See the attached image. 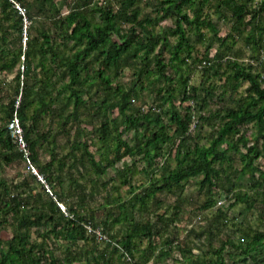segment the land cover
Returning <instances> with one entry per match:
<instances>
[{
	"label": "rangeland",
	"instance_id": "obj_1",
	"mask_svg": "<svg viewBox=\"0 0 264 264\" xmlns=\"http://www.w3.org/2000/svg\"><path fill=\"white\" fill-rule=\"evenodd\" d=\"M27 1H12V8L22 14L23 29L21 37L15 26L8 25V29H0V55L2 47L6 48L4 53H7L20 42L24 46L28 39L45 44L42 32L49 31L51 26L52 33L56 34L54 45L43 58V62L45 67H58L60 61H56L58 58L54 57L53 51L58 54L60 60H65L78 45L69 49L67 43L71 41L67 40L65 34L61 36L59 29L53 28L55 22L50 15L55 9L43 12L46 10L44 3L47 0H29L31 6ZM53 1L54 8H58L63 15L75 2ZM117 1L119 0H90L85 6L86 14L93 24L99 23L101 17L97 6L116 7ZM217 1L210 0L203 9L204 15L215 22L217 34L208 26H202L197 33L189 31L193 47L191 56L186 57L182 69L184 74H189V86H195L197 90L193 91L189 87L188 98L182 97L176 78L164 82L157 77L154 59H151L148 66L144 64V51L141 49L136 57L130 56L129 62L120 69L105 70L113 87L120 86L132 93L127 112L155 114L160 122L152 121L149 126L172 136L162 141L163 150L159 155L150 159L141 152L133 151L100 175L80 163L83 141L88 143V149L96 158L103 153L98 128L107 114L115 119L118 127V134L112 137L113 142L123 140L134 144L138 136L124 122L117 106L109 110H104L101 106L100 96L102 92L105 95V92L100 79L95 75V69L101 65L100 57L97 59L93 56L96 52L94 50L86 57L83 63L85 66L80 69L79 80L83 82L80 93L85 103L79 107L77 119H71L69 115L73 108L70 101L63 116L58 114V109L46 113L31 132L37 140L36 162L45 163L54 157L53 164L65 177L64 186L50 187L42 173L37 172L36 163L28 161L25 157L16 158L10 163H0V177L16 181L28 179L30 184H24L25 187H32L28 193L31 190L32 193L43 192L40 191V185L30 177L35 173L49 193L53 192L54 195V192H57L66 203L83 206L81 210L86 216L87 211L93 212L92 223L85 224L87 239L71 242L64 237H47L43 240L45 248L55 254H60L67 248L76 249L84 256H96L99 261L93 262L94 264H217L219 257H222V264H264V249H259L254 256L243 250L250 240V234L254 230L264 229V187L255 181L257 176L264 175L263 156L255 160L254 166L257 165L260 169L255 170L252 176L248 168H243L244 163L239 154H233L231 149L229 153L232 158L217 164L221 171L213 186H202L201 175H194L182 180L170 191L157 189L145 206L132 204L137 202V197L145 192L160 173L175 167L178 161L187 159L190 147L196 143L208 144L211 133L223 119L225 108L235 106L246 96L248 82L240 80L235 87L236 81L229 76L232 60L249 66L255 73L259 72V79L264 84V31L253 29L250 24L236 23L227 9L218 7ZM250 1L254 4L259 2ZM158 2L159 0H140L137 3L140 14H149L154 18L157 15ZM182 7L192 14L188 4H183ZM28 11L31 19L28 17ZM259 19L264 23V12L260 13ZM0 22H4L3 27L9 22L4 21L1 7ZM116 22L121 31L131 23L120 18H117ZM169 25H172V19L166 16L157 23H149L148 27L153 31H161ZM137 30L140 29L137 27ZM140 33L143 34L141 31ZM2 34L7 37H2ZM251 34L259 40V46L254 39L249 38ZM112 36L117 38L114 34ZM217 36L226 39L220 41ZM168 38L169 43L156 44L148 56L152 58L153 52L161 51L164 60L168 61L169 45L175 41V35H169ZM79 47H83V44H79ZM132 53L133 49L130 51V54ZM38 59V55H35L34 61L37 62ZM22 60L23 56H20L13 68L0 69V115H3L4 105L11 96L19 98V94H15L12 78L19 68L22 70ZM62 67L61 64L59 68ZM35 75L30 78L34 86L37 85L38 77ZM52 76L58 88L52 89L51 92L56 96L57 91H60L57 100L65 101L67 91L62 89L61 85L66 78L60 75ZM116 99L117 97H114L112 101ZM187 111L191 115L189 128L185 134H177V123L171 119V114L179 112L183 117ZM143 130L144 127H139V132ZM241 131L250 140L258 138L260 144L259 133L264 132V126L261 128L255 122L249 121L241 126ZM28 150L30 153V149ZM70 179L73 181L69 182ZM259 179H262L264 184V178ZM206 202L212 204L205 206ZM58 204L61 209H65L63 201ZM147 226H151L150 233ZM47 228L50 231L49 224H32L29 228L30 238L40 241L41 234H44ZM130 232L131 253L116 241V238L122 239ZM11 235V226H0V238L6 240ZM72 264H86V261L79 259Z\"/></svg>",
	"mask_w": 264,
	"mask_h": 264
},
{
	"label": "trees",
	"instance_id": "obj_2",
	"mask_svg": "<svg viewBox=\"0 0 264 264\" xmlns=\"http://www.w3.org/2000/svg\"><path fill=\"white\" fill-rule=\"evenodd\" d=\"M21 1L24 2V0ZM139 1L119 0L116 7L97 6L101 21L93 24L85 9L90 0H75L74 5L70 6L64 15L60 13L58 8H54L53 0H47L44 3V9L46 10H43V12H51L55 9V12H51L50 15V18L55 22L53 28L55 30L59 29L60 35L64 36L65 34L67 40L71 41L67 43L69 49L78 45L75 50L66 56L65 60H60L58 54L52 50L54 57L58 58L56 61H60L58 63L63 65L62 68H59L60 65L58 67H45L43 62V58L47 56L54 45L56 34L52 33L51 26H49V31L42 32L45 44L28 39L25 41L24 46L20 42L14 48L9 49L7 53H4L6 48L2 47L0 69L13 68L20 56H23V60L21 62L22 70L19 68L12 78V82L15 83V94H19V98L11 96L4 105L3 115H0V163H10L16 158L25 157L23 152L17 149L7 128L9 119L16 112L23 130V136L27 141L28 149H30L29 160L36 163L37 172L42 173V177L46 183L51 185L50 187L54 188V185L64 186L65 177L59 173L58 167L53 164L54 157L45 163L39 164L36 162L37 140L33 138L31 132L44 114L58 109V114L63 116L65 107L70 101H72L73 108L69 115L71 119H77L79 107L85 103L80 93L83 87V82L79 80L80 69L85 66L83 63L86 57L94 50L96 52L93 56L97 59L100 57L99 64L101 65L95 69V75L100 79L102 89L105 92V95L102 92L100 96L101 106L104 107V110L117 106L124 122L138 136H136L134 144L123 140L113 142L112 137L118 134V127L115 119L107 114L98 128L103 153L99 158H96L95 154L88 149V143L83 141L81 142L83 150L79 157L80 163L89 167L95 174L100 175L109 166H113L133 151L141 152L150 159L162 152V141L166 138L170 139L172 136L149 126L152 121L160 122L155 114L150 112L141 113L140 111L135 114L127 112L132 93L120 86L113 87L105 70L120 69L122 65L129 62L130 56L136 57L139 49H141L144 51L142 57L144 64L148 66L151 59H154L157 77L164 82L173 81L176 78L182 97L188 98L189 87L193 91L197 90L195 86H189V74H184L182 69V64L186 63V57L191 56L193 47L189 31L192 30L197 33L202 26H208L217 34V28L215 22L204 15L203 9L210 0H159L156 9L157 15L154 18L149 14H140L137 6ZM27 2L30 5L31 2L29 0ZM183 4L189 5L192 14L182 7ZM217 5L220 8L227 9L236 23L250 24L253 29L257 28L262 32L264 31V23L259 19L260 13L264 12V0H259L256 4L250 0H218ZM0 7L3 11L4 21H9L5 27H3L4 22H0V29L6 30L9 26H15L21 37L23 29L22 14L17 9L12 8L13 3L11 0H0ZM166 16L172 19V25L161 31H153L148 27L149 23H157L159 19ZM28 17L30 19L32 17L29 11ZM117 18L131 23L121 31L116 22ZM137 27L140 29L139 31ZM112 34L116 35L117 38L115 39ZM169 35H175V41L169 45L170 56L168 61L164 60L161 51L153 52L152 58L149 57L148 54L154 50L156 44L165 45L169 43ZM2 37L6 38L7 36L2 34ZM217 37L220 41L226 39V37ZM249 38L254 39L259 46L260 42L255 39L253 34ZM79 44H83V47L80 48ZM132 49L133 53L130 54ZM35 55H38L39 58L37 62L34 61ZM228 61L230 60L228 59ZM230 66L229 76L236 81L235 87L240 80L248 82L246 96L235 106L225 108L223 119L211 133L208 144L196 143L190 147L187 152V159L178 161L175 167L160 173L156 180L146 188L145 192L137 197V202H132L133 205L138 203L145 206L149 197L157 189L170 191L182 180L194 175H201L200 183L202 186H213L221 171L217 164L229 161L232 158V154L229 153L231 149L233 154H239L244 163L243 168H248L252 176H254L255 170L260 169L254 164L260 156L264 157V132L259 133L261 138L259 144L258 138L252 140L247 138L244 132L241 131V126L249 121L255 122L261 128L264 126V84L259 79L260 73L253 72L249 66L236 60H232ZM33 74L38 76L36 77L37 85L35 86L30 81ZM52 75H60L62 78H66L65 81L62 80L63 84L61 85V88H65L67 91L64 96L66 97L65 101L57 100L60 91H57L56 96L51 92L52 89L57 87ZM1 91L2 88L0 87V93ZM114 97H117V99L112 101ZM187 110L189 111V107H187ZM188 111L183 117L179 112L171 114V119L177 123L175 128L177 134L183 135L189 128L191 115ZM66 121L67 119L64 120V122ZM139 127H144V130L139 132ZM30 177L32 181L40 185V191L43 192L32 193L31 190L28 193L27 191L32 189V187L24 186V184H30L28 179L16 181L15 179L0 177V226L9 225L12 228L10 238L6 240L0 238V264H72L79 259H84L86 264L98 262L96 256H84L76 249L67 248L62 253L55 254L49 248H45L43 240L47 237H64L71 242H76L78 239H87L88 234L85 224L87 222L92 223L91 219L94 218V214L87 211L88 216H86L85 212L81 210V208H84L83 206L66 203V200L57 192H54L55 196L53 192L49 193L44 184L37 179L35 173H32ZM259 178H264V175L257 176L255 180L256 184L264 187L263 180ZM74 183L77 182L74 181ZM78 184L81 185V183ZM81 193H83V190ZM59 201L65 203L64 210L60 208ZM211 204L206 202L205 206ZM32 224H49L50 231L47 228L44 234H41L40 241L32 239L29 232ZM150 228L151 226H147L149 233L151 232ZM131 236L132 233L130 232L122 239L116 238V241L130 253L132 251ZM259 249H264V229L254 230L250 234L248 244L243 247V250L252 256L256 255ZM222 263V257H219L217 264Z\"/></svg>",
	"mask_w": 264,
	"mask_h": 264
},
{
	"label": "built area",
	"instance_id": "obj_3",
	"mask_svg": "<svg viewBox=\"0 0 264 264\" xmlns=\"http://www.w3.org/2000/svg\"><path fill=\"white\" fill-rule=\"evenodd\" d=\"M14 1V0H12ZM19 7V6H18ZM7 128L9 130V134L14 141L16 147L23 152L27 160L29 161V150L25 138L23 136V130L19 122V118L16 112L13 113L12 117L9 119L7 123ZM33 168V166H32ZM34 170V168H33ZM35 171V170H34Z\"/></svg>",
	"mask_w": 264,
	"mask_h": 264
}]
</instances>
